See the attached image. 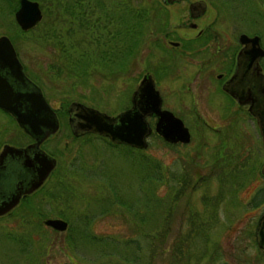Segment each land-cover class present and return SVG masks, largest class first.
Segmentation results:
<instances>
[{"label": "rangeland", "instance_id": "374dc122", "mask_svg": "<svg viewBox=\"0 0 264 264\" xmlns=\"http://www.w3.org/2000/svg\"><path fill=\"white\" fill-rule=\"evenodd\" d=\"M85 1L90 5L83 8L93 12L90 21L104 16L100 20L106 26H101L104 30L118 26L112 23L121 7H117L116 0ZM94 1H98L96 8L92 5ZM141 1L144 7L153 5V9H158L155 3L161 6L147 24L149 29L140 37L138 51L133 55V51L126 53L130 43L128 34L124 37L121 34L118 42L113 37L114 45L112 40L106 42L110 54L116 49V54H120L113 65L101 61L99 46L92 41L94 32H89L90 24L86 23L87 30L80 26L75 30V36L83 43L79 47L73 35L66 31V24L51 21L54 5L49 2L45 13L37 1L41 19L30 32L22 33L14 21V11L9 14L5 2L0 0V35L10 39L24 74L40 88L59 121L57 131L41 144L55 158L52 175L33 193L22 197L26 199L20 198L9 212L0 216V264H101L109 261L110 255L103 256L105 253L100 251L97 242L89 238L123 239L148 228L144 221L127 210L126 204H117L119 198L124 202L132 198L136 206L140 203L138 198H144L138 184L142 168L134 166L132 154L123 147L111 146L106 138L95 134L75 137L67 123V107L73 101L108 115L124 110L129 106L132 90L145 73L154 79L162 108L179 117L189 131V142L178 147L180 154L199 163L206 158L210 166L217 149L220 148L219 154L223 153L217 160L216 174L208 176L206 183L185 190L179 197L181 209L186 208L185 198H190L191 212L195 211L198 218L205 220L211 216L209 203L205 206L202 197L207 196L209 202L218 198L220 186L216 178L232 171L229 169L234 168V164L229 156L238 153L240 143L243 154L247 152L246 145L250 148L252 143L257 144L256 167L260 168L264 155L254 118L248 114L246 106L228 102L229 97L220 89L217 74L227 76L231 72L229 56L235 54L239 33L259 36L264 48V0H202L206 12L193 29L180 26L187 18L185 2L166 5L162 0ZM161 21L165 28L159 31L155 24ZM60 29L67 43L64 53L56 52L48 44L51 39L47 42L44 39V32L52 30L56 35ZM198 29H202L200 37L195 35ZM168 40L173 42L170 44L177 42L180 47L170 46ZM71 60H78L83 75L76 77L68 71L66 62ZM261 65L264 73V59ZM29 141V136L14 119L0 111V148L3 144L16 147ZM139 152L133 150L134 154ZM143 153L163 165H169L177 155L153 133L147 137ZM260 175L256 173V177L244 179L236 191L242 208H221L220 223L210 232L212 250L209 253L219 255L218 259L221 255L227 264H264V251L247 235L248 230L255 231L264 206V203L256 207L246 205L254 192L264 186V177ZM224 182L228 181H223V188L228 191L230 182ZM166 193L165 186L156 190L161 196ZM168 193L172 194L171 187ZM227 195L235 198L232 190ZM204 207L207 210L203 212ZM102 208H106L105 211H100ZM36 210L42 214L35 213ZM59 212L66 213L68 218ZM45 218H61L67 222V227L62 231L54 230L43 225ZM177 220L172 225L173 231L178 229ZM156 258L153 264H165L164 256L161 260Z\"/></svg>", "mask_w": 264, "mask_h": 264}, {"label": "trees", "instance_id": "16d2710c", "mask_svg": "<svg viewBox=\"0 0 264 264\" xmlns=\"http://www.w3.org/2000/svg\"><path fill=\"white\" fill-rule=\"evenodd\" d=\"M3 1L5 2V7H7V12L12 14L16 8L17 0ZM37 1L40 3V7L45 10V13L49 2L54 5L55 14H53L54 18L51 19V21L62 23V25L66 24V31L68 30V33L73 35V39L79 47H81L83 43L81 44L82 40L77 39L75 36V30L76 28H79V26L85 28L86 23L90 24L89 32H94L92 41L99 46L98 53L101 56V61H109L112 64L120 58V54H116L118 52L117 49L114 54H110L109 45H107L108 48L105 47L106 42L112 40L114 45L113 37H115L116 42H118L121 41V34L123 37L128 34L130 36V43L126 53L133 51V55L134 52L136 53L138 51L140 37L142 38V35H144L149 29V26L147 28V24L151 22V17L155 16V11L157 9L155 7L153 9V5L144 7L141 0H133V2H131V0L128 2L127 0H116L115 3H117V7H121H118V12L115 18H113L114 21L112 20V23L113 25L116 23L118 26H115V28L112 26L111 28L104 30L103 27H106L105 24L100 23V20L104 16H101L102 18H94L95 21L89 20V17L93 12L90 9L83 8L84 6L90 5L89 1ZM96 2L98 1L92 2V5L95 8L97 7ZM157 4V10H159L161 4L155 3L154 5ZM158 22L155 24L156 29L159 31L164 30V21H161V23ZM97 26H99V28H97ZM28 31L30 32L31 29L26 31L20 30L22 33ZM60 31L61 29L59 31L57 30L56 35H53L52 30L49 31L51 34L46 31L44 32V39L46 42L51 39L52 41L48 42V44L52 45L56 52L64 53L66 52L67 43L62 39ZM133 49H135V51ZM95 50L97 51L98 48L95 47ZM80 57L81 56H78V58ZM64 60H67V58ZM71 61L72 62L70 63L68 61L66 62V65L69 68L68 71L76 77L83 75L81 74L82 68L79 66L78 60ZM0 111L8 114L1 109ZM153 134L163 145L175 150L177 155L169 165H163L159 160L152 158L149 155H145L143 153L145 148L137 149L123 144H115L107 139V143L111 146L123 147L127 152L131 153L134 166H140L142 168V172L138 173V184L140 183V191L144 198H138L140 203L136 204V206L134 205L132 198H126L127 200H125V202L121 200L122 198H119L117 204H126L127 210L131 211L136 219H139L142 222L144 221V225H148V228L137 233L133 232L131 233L132 235L123 239L112 237L89 238L91 241L97 242L100 251L105 253L103 256L110 255L109 261L102 262L101 264H153V262H155L153 261L154 258L157 257L161 260L163 256L165 264H227L222 260L221 255L220 259H218L219 255L213 256V254L209 253V251L212 250L210 246V232L220 223L219 211L221 208H228L229 206L242 208L239 199L236 198V191L243 185L242 182L244 179H250V176L251 178L256 177V173L261 174L260 168L256 167L259 158L257 144L252 143L254 145H250V148L248 147L249 145L245 144L247 147L244 148L247 152L243 154L240 152V149L243 148V144L240 143L238 153L233 157L232 154H230L229 157L234 164V168L229 169L232 171L228 175L223 174L221 177L216 178L218 179L217 182H219L217 184L220 186L218 198L209 202L207 196L202 197L203 204L206 206L209 203L211 211V216L205 220V218L202 219L200 216L198 218L195 211L192 210L191 212L190 198H185L186 208L184 210L181 209L178 205L181 199L179 197L184 194L185 190H192L196 184L206 183L209 181L208 176L213 173L216 174V169L219 165L217 160L223 154L222 152L219 154L220 148H218L215 154L211 157V163L209 166L206 158L199 163L196 160L188 159L181 155L178 147L185 144L168 143L157 134ZM133 150L140 152L134 154ZM256 168L258 169V172H256ZM176 169L177 172L175 173ZM201 170H204L206 173H202ZM217 176H219L218 172ZM227 176L230 177L227 178ZM226 180L228 182L224 183L230 182L229 190H232V194L235 198H228L227 192L229 190L225 191L223 188V181ZM160 186H165V189L167 190V193L164 196L156 194V190ZM169 187L172 188V194L168 193ZM262 203H264V186L258 188L254 192L253 197L249 199L246 205L256 207ZM145 208H147L148 212L145 211ZM105 209L106 208H102L100 211H105ZM206 210L207 209L204 207L203 212ZM35 213L42 214L39 210H36ZM58 214H62L68 218L66 213L59 212ZM225 216L226 215H224V217ZM176 219H178V229L173 231L172 225ZM230 225L227 227L229 228ZM247 235L252 237L253 241H255L254 230H248ZM78 239L80 240V238ZM71 240L74 241L73 238ZM118 248H120V250H118ZM110 250H114L117 253L113 254ZM214 251L215 249H213V252ZM214 254H216V252Z\"/></svg>", "mask_w": 264, "mask_h": 264}, {"label": "water", "instance_id": "95a60500", "mask_svg": "<svg viewBox=\"0 0 264 264\" xmlns=\"http://www.w3.org/2000/svg\"><path fill=\"white\" fill-rule=\"evenodd\" d=\"M41 8L35 0H18L13 12L17 26L25 31L41 19ZM257 35H238L243 45L236 58V69L222 86V89L239 104L248 102V113L254 118L260 136L264 155V74L257 60L264 56V49L258 43ZM255 64V67H254ZM248 68H252L254 80L249 82ZM253 84L255 90L249 85ZM231 84V85H229ZM0 109L7 112L17 126L34 141L24 147L3 144L0 148V169L8 157L32 154L35 175L14 186L0 188V216L9 212L21 196L37 189L55 166V158L40 149L43 139L55 133L58 119L51 106L44 99L40 88L25 74L15 49L6 35H0ZM69 127L73 135L94 133L106 137L115 144H124L137 149L147 146V137L155 132L168 143H188L190 134L182 120L171 111L161 108V97L154 88L153 79L144 74L130 96L128 108L115 115H108L82 103L70 102ZM154 116L153 125L147 120ZM264 176V160L260 167ZM9 188H12L9 189ZM42 223L54 230H64L67 222L61 218H45ZM255 238L258 247L264 249V210L259 217ZM62 264H71L64 262Z\"/></svg>", "mask_w": 264, "mask_h": 264}, {"label": "flooded vegetation", "instance_id": "af4514ba", "mask_svg": "<svg viewBox=\"0 0 264 264\" xmlns=\"http://www.w3.org/2000/svg\"><path fill=\"white\" fill-rule=\"evenodd\" d=\"M162 1L166 5H171V4H175V3H179V2H185L184 4H185V8H186L187 18L185 19V22H181V24H180V26H183V27L187 26V27H190L192 29L195 28V26L197 25V21L200 20V18L203 17V15L206 12V5H205V3L202 0H162ZM195 35L200 37L202 35V29H198L196 31ZM250 36H252V35H250ZM237 39H238V36H237L236 40ZM170 43H173V42L168 40V44L170 46H173V47H178L179 46L180 47V44L177 45V42L175 44H170ZM258 43L260 45V38L258 40ZM242 46L243 45L239 44L238 41H237L235 54H233V56L231 55V58L229 56V60L231 62V66H232L231 72L227 76H224L221 73L217 74V78H218V80H220V89L229 97V101L228 102L236 103L239 106H246V111H247V107L249 106L248 102H243V103L239 104L234 98H232L227 92H225L222 89L223 85L227 86L225 84V82L231 77V75L234 73V71L236 69V58H237L238 52L242 48ZM260 47H261V45H260ZM217 48H220V47H217ZM218 50H220V49H218ZM262 59H264V56L258 58V60H257V64L260 66L261 71H262V65H261V60ZM254 67H255V64H254ZM248 69L249 70L247 71V75H248V78H249V82H251L252 80H254V74H253L254 70L252 68H248ZM262 73H263V71H262ZM145 74H148V73H145ZM151 78H152V76H151ZM153 82H154V79H153ZM229 85H231V84H229ZM249 86H250V88L252 90H255V87H253L252 83ZM154 88L156 89L155 85H154ZM132 92H133V90H132ZM130 96H131V94H130ZM129 105H130V97H129ZM161 108H162V99H161ZM162 109H165V108H162ZM53 110L55 111L54 108H53ZM67 113H68V115H67V123H68V126H69L70 113H69L68 110H67ZM57 119H58V117H57ZM150 119H152V121H154L155 117L151 116ZM147 120H149V118H147ZM58 124H59V121H58ZM69 129H70V127H69ZM70 132H71V130H70ZM86 134H92V133H82L80 135H73V134L72 135L75 136V137H78V136H82V135H86ZM48 137H46L45 139H47ZM29 138H30L29 142L25 143L24 145H19V146H16V147H24V146H26V145H28V144H30V143H32L34 141L30 136H29ZM45 139H43L42 142ZM42 142L39 144L40 149H42L45 153H47L48 155L53 157L50 153H48L47 151H45L41 147ZM31 157H32V154L28 153L27 156H13V157H8L5 160L4 167L2 169H0V188H1V190L5 189L8 185L14 186L15 184H19V181L24 184L25 181H27L28 179H31L35 175V166L36 165H34V163L31 162V160H30ZM53 170H54V168L47 174L46 178L43 180V182L41 183L40 186H42L50 178V176L52 175V171ZM9 189L12 190V188H9ZM37 189H35V190H37ZM33 192H31V193H33ZM31 193H29V194H31ZM29 194H26V195H29ZM26 195H23V196H26ZM23 196H21V198ZM263 210H264V206H263L262 212H263ZM262 212H261V214H262ZM261 214L259 215V217L261 216ZM259 217L257 219V223H258ZM257 223H256V226H257ZM255 240H256V238H255ZM259 248L264 251L263 248H261V247H259Z\"/></svg>", "mask_w": 264, "mask_h": 264}]
</instances>
